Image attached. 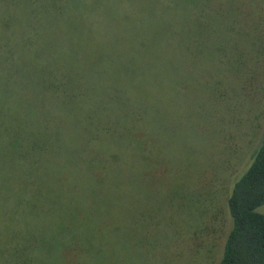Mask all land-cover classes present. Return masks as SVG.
<instances>
[{"label":"rangeland","instance_id":"rangeland-1","mask_svg":"<svg viewBox=\"0 0 264 264\" xmlns=\"http://www.w3.org/2000/svg\"><path fill=\"white\" fill-rule=\"evenodd\" d=\"M101 1L91 0L90 5L82 1L73 9L67 6L69 19L46 15L41 22L30 8L21 13L20 6L0 3V11L10 12L2 16L11 28L6 36L12 34L9 44L3 42L7 47L0 48V53L5 49L2 56L9 58L13 50L27 49L30 38L43 49L38 62L32 61L31 54L25 55V50L16 55L20 63L14 56L7 67V60L5 65L0 60V109L5 116L0 115L1 126L26 136L36 131L62 133L50 145L51 163L33 166V191L16 194L26 202L20 217L41 229L50 228L51 223L60 222L63 207H87L93 242L103 247L99 249L105 264H217L231 227L226 200L263 133L264 49L252 58L248 46L254 42L253 32H264V18L244 13L240 24L244 30L230 32L243 55L239 67H225L230 56L227 50L213 62L205 60V51H199L178 66L167 65L176 49L166 48L149 54L156 61L151 66L155 89L136 81L126 90L111 79V73L122 75L131 63L133 74L142 71L139 63L146 52L130 48L142 32L139 24L159 19L158 14L150 3L124 0L122 10L135 14L115 25L111 20L119 18L115 16L119 11L115 13L111 0H103L107 4L103 10L98 8ZM32 8L37 12L45 7L36 3ZM252 8L264 17V0ZM19 31L17 42L13 37ZM53 34L63 35L62 41L53 39ZM14 70L17 75L13 77ZM52 84L64 86L62 96L44 94ZM88 91L94 95H84ZM111 99L120 103V112L109 107L121 127L125 116L140 117L153 162L128 159L122 177L108 182L107 190L101 189L95 200L86 202L87 197L78 198L86 190L73 189L98 179L87 173L91 160L78 153H94L85 148L81 115L92 113L100 120L99 106L110 104ZM127 100H133L136 112H124ZM65 103L75 104L73 115L65 117L60 109ZM107 151L103 148L102 153ZM15 158L0 154V175L17 184L22 178ZM60 162L66 163L64 170ZM258 211L264 215V205Z\"/></svg>","mask_w":264,"mask_h":264},{"label":"trees","instance_id":"trees-1","mask_svg":"<svg viewBox=\"0 0 264 264\" xmlns=\"http://www.w3.org/2000/svg\"><path fill=\"white\" fill-rule=\"evenodd\" d=\"M82 1L90 5L91 0H0V3L6 4L7 7L20 6L21 13H26L27 8H30L32 14L41 22L46 15L69 19L71 10L66 7L72 9L80 7ZM126 1L137 2V4L140 2L142 5L150 3L159 18L139 24L142 26V32L136 36L134 45L130 48L132 52H140L141 49L146 52V58L139 63L142 71L137 75L133 74L134 67L131 63L128 70L123 69L122 75L111 73V79L114 82H120L126 90H129L136 81L148 83V88L155 89L156 81L153 78L151 66L155 65L156 61L152 60L151 55L166 48L176 49L173 57L166 60L167 65L170 63L178 66L184 58L191 55L198 56L199 51H205L203 52L205 60L213 62L215 57L217 58L221 52L227 50L230 56H228V63L225 67H232L235 64L238 66L242 62L240 59L243 55L237 49L236 44L232 43L230 32L237 33L244 30L240 25L244 13L249 17L264 18L257 14L255 8H252L256 1L262 2V0ZM97 2L99 0H96ZM111 2L115 13L119 11L115 15L119 18L112 19L111 24L126 23L123 20L128 21L133 16L132 14H135V12L122 10L120 4L124 0H111ZM36 3L45 8L35 12L32 7ZM106 5L102 0L97 7H102L103 10ZM4 14H10V12L0 11L2 24V27L0 26V48L7 47L8 36L12 35L6 36V32L11 28L2 22ZM12 14L14 15L15 11ZM53 35L55 36L53 39L62 41L63 35ZM13 38L20 42V31L18 37ZM253 39L254 42L248 46L252 58L264 49L262 46L264 32H253ZM79 43L82 45L81 42ZM26 44L28 45L27 49H24L26 52L20 49L13 50V55L9 58L2 56V53H5V49H2L0 53L2 63L5 65V60H7V67L12 61V56L15 57V62L20 63L16 55H22L23 52L25 55L31 54L32 61L38 62L43 54L42 45L38 44L34 38H30ZM103 58L104 55L101 59ZM111 66H114V62ZM15 74L17 75L16 70H14L13 77ZM47 87L48 91L44 94L52 98L62 96L64 91L62 84H52ZM84 95H94V93L88 91ZM115 100L111 99L110 104L103 103L99 106L100 120L95 119L96 116L92 113L81 115L85 148H92L94 153L93 155L78 153L81 157L91 160L87 173L90 176L96 175L98 179V183L89 179L83 188L73 189L74 192L85 189V193L81 192L78 198L87 197L86 202L95 200L99 191L101 193V189L107 190L108 182L122 177L124 169L122 167L128 159H132L133 163L153 162L152 152L148 153L152 149L149 140L141 132L140 117L137 114L125 116L126 122L122 123L121 127L120 122L117 123L116 118L110 113V105L112 109H115L114 112H120V103ZM126 102L124 112L137 111L132 103L133 100ZM74 106L75 104L70 106L65 103L60 106V109L66 112L65 117L71 116ZM8 109L9 107H6L7 111ZM1 114L5 117L2 109H0ZM69 119L73 121V118ZM58 134L62 135L58 132L44 134L36 131L26 136L16 131H7L1 126L0 121V154L9 153L14 158L17 155L15 158L16 171L22 178L21 182L15 184L10 182V178L5 174L0 175V264H105V257L99 249L101 246L98 242H93V222L87 207L83 209L75 208L73 205L63 207L60 210V222L51 223L50 228L41 229L40 225H31L34 221H25L20 217L26 202L16 194L19 191L26 194L33 191L32 168L38 163H51L54 159L50 152L51 144L58 142ZM103 148L108 149L105 154L102 153ZM27 161L30 163L28 164ZM23 163L27 165L23 167ZM64 164L66 163L60 162L63 170ZM240 174L234 181L226 200L231 227L226 235L222 254L217 264H264V215L258 211L264 205V116L260 141ZM30 206L34 207L33 204ZM33 228L38 232L32 233Z\"/></svg>","mask_w":264,"mask_h":264}]
</instances>
